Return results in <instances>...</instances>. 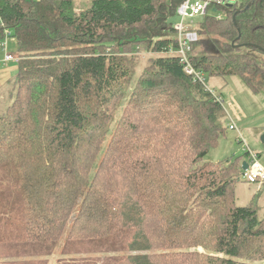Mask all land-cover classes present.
<instances>
[{
    "label": "trees",
    "instance_id": "16d2710c",
    "mask_svg": "<svg viewBox=\"0 0 264 264\" xmlns=\"http://www.w3.org/2000/svg\"><path fill=\"white\" fill-rule=\"evenodd\" d=\"M184 1L92 0L76 15L74 0H0V43L10 31L21 58L0 111V264L59 250L55 264H264V185L239 206L247 153L206 161L224 104L169 53ZM218 11L190 60L260 95L264 0Z\"/></svg>",
    "mask_w": 264,
    "mask_h": 264
},
{
    "label": "rangeland",
    "instance_id": "374dc122",
    "mask_svg": "<svg viewBox=\"0 0 264 264\" xmlns=\"http://www.w3.org/2000/svg\"><path fill=\"white\" fill-rule=\"evenodd\" d=\"M73 3L74 13L76 15H79L80 12L91 8L92 6V0H74ZM178 21L179 18L176 19V22ZM203 21L204 18L199 17L194 20V23L200 24L203 23ZM10 40L9 52L17 54L18 50L15 45L16 40L13 37H11ZM2 52L0 43V61L5 57L4 55L2 56ZM137 56L139 57V65L135 75L136 77H140L143 67L148 65V60L152 57V54L141 51ZM10 67V70H8V68H0V111L3 112L12 104L16 94L13 89L12 80L17 73L13 75L12 69L13 71H18L19 66L16 63H11ZM237 79L232 77H207L206 81L208 88L212 89V91L221 97L224 102L225 113L229 115L227 120L236 125L237 130H239L242 135L243 142L240 144L239 133L237 131L228 129L226 137L219 141V146L209 153L206 161L211 163L226 162L233 156L244 155L245 148L249 147L255 153L260 154V162L264 166L262 130L256 129V131H254L250 128L251 125H255L259 119L264 117V92L258 96L256 95L255 99H249L248 96L234 86ZM11 94L13 95V98L11 97ZM249 124L251 125L248 126ZM241 182L242 183H239L237 186V201L239 206L243 207L251 202L252 197L257 194L260 186L248 184L244 179H242ZM259 201V204L264 206V189L260 194ZM60 257L61 254L59 250V252L50 259V264H55Z\"/></svg>",
    "mask_w": 264,
    "mask_h": 264
},
{
    "label": "built area",
    "instance_id": "2783aa9c",
    "mask_svg": "<svg viewBox=\"0 0 264 264\" xmlns=\"http://www.w3.org/2000/svg\"><path fill=\"white\" fill-rule=\"evenodd\" d=\"M237 0H185L177 11L179 21L175 24L174 29L177 32V48H173L169 51L170 54L178 57L181 66L186 74L194 77L196 81L202 84H207L204 73L195 70L192 61L190 60V54L192 52L194 44L199 39V33L202 30V23H194L196 18H206L208 16H215L217 19H224L218 8L234 5ZM216 9V12H214ZM11 38V32L6 33V39L1 42V48L5 51L4 63L10 62L19 63L21 58L19 55L12 54L7 51L8 41ZM215 94V93H214ZM218 102H224L219 96H216ZM228 127L232 131L239 133L240 144L243 142L242 135L234 123L228 124ZM241 137V138H240ZM247 153L248 168L244 170L242 178L245 182L253 185L263 187L264 185V166L260 162V154L255 153L249 147L245 148Z\"/></svg>",
    "mask_w": 264,
    "mask_h": 264
},
{
    "label": "crops",
    "instance_id": "0c3cea01",
    "mask_svg": "<svg viewBox=\"0 0 264 264\" xmlns=\"http://www.w3.org/2000/svg\"><path fill=\"white\" fill-rule=\"evenodd\" d=\"M10 42H11V40H9L8 41V47H7V51L9 52L10 51ZM15 45L17 46V42L15 43ZM14 46V45H13ZM15 46V47H16ZM14 47V48H15ZM3 51V50H2ZM11 52H9V54H10ZM12 54H14V53H12ZM5 56V51H3L2 52V56ZM16 55H19L18 53L16 54ZM4 59H5V57H4ZM3 59V60H4ZM3 60H1L0 61V68H8V70H10L11 69V63H15V62H10L9 64H7V63H4L3 62ZM17 64V63H16ZM17 73V71H13V69H12V74L13 75H15ZM232 78H236L237 79V77H232ZM238 82V83H237ZM237 82H235V84H234V86L235 87H237V89L239 90V91H241L242 93H244L246 96H248V98L250 99V98H252V99H255L256 98V95H254L250 90H249V88L248 87H246L245 86V84L243 83V81L241 80V79H237ZM212 90V89H211ZM214 92V91H213ZM215 93V92H214ZM216 94V93H215ZM216 96H218L217 94H216ZM258 96V95H257ZM220 97V96H219ZM221 98V97H220ZM228 115V114H227ZM228 117H229V115L227 116V119H228ZM250 123V122H249ZM226 124L228 125V124H230V121L229 120H227L226 121ZM251 124H249L248 126H250ZM250 128L251 129H253L254 131H256V129H260V130H262V135L264 134V117L263 118H261V119H259V121H257V123L254 125H251L250 126Z\"/></svg>",
    "mask_w": 264,
    "mask_h": 264
},
{
    "label": "water",
    "instance_id": "95a60500",
    "mask_svg": "<svg viewBox=\"0 0 264 264\" xmlns=\"http://www.w3.org/2000/svg\"><path fill=\"white\" fill-rule=\"evenodd\" d=\"M214 12H216V9H214ZM262 142L264 143V134L262 136ZM248 168V162L247 161H244L243 162V166H242V170H246Z\"/></svg>",
    "mask_w": 264,
    "mask_h": 264
}]
</instances>
